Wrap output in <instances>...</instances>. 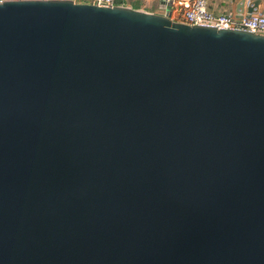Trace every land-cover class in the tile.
Returning a JSON list of instances; mask_svg holds the SVG:
<instances>
[{"label": "water", "instance_id": "1", "mask_svg": "<svg viewBox=\"0 0 264 264\" xmlns=\"http://www.w3.org/2000/svg\"><path fill=\"white\" fill-rule=\"evenodd\" d=\"M0 264H264V36L0 4Z\"/></svg>", "mask_w": 264, "mask_h": 264}, {"label": "built area", "instance_id": "2", "mask_svg": "<svg viewBox=\"0 0 264 264\" xmlns=\"http://www.w3.org/2000/svg\"><path fill=\"white\" fill-rule=\"evenodd\" d=\"M8 1L21 0H3ZM40 1H71L75 4H89L99 7L114 8L116 6L127 7L130 0H40ZM167 3L180 4L182 6V21L189 26H201L215 28L217 30H236L264 36V14L253 13L240 14L225 12L215 14L209 9V0H166ZM0 3V4H2Z\"/></svg>", "mask_w": 264, "mask_h": 264}, {"label": "crops", "instance_id": "3", "mask_svg": "<svg viewBox=\"0 0 264 264\" xmlns=\"http://www.w3.org/2000/svg\"><path fill=\"white\" fill-rule=\"evenodd\" d=\"M260 5V12L264 9V0ZM241 0H209V9L215 14L225 12L237 13L238 5ZM252 1L247 0L245 11L251 8ZM129 6L132 9L143 11L150 14L165 15L170 12L171 19L175 22L182 21V6L180 4L169 5L166 0H130Z\"/></svg>", "mask_w": 264, "mask_h": 264}, {"label": "clouds", "instance_id": "4", "mask_svg": "<svg viewBox=\"0 0 264 264\" xmlns=\"http://www.w3.org/2000/svg\"><path fill=\"white\" fill-rule=\"evenodd\" d=\"M3 2V0H0V3H2Z\"/></svg>", "mask_w": 264, "mask_h": 264}]
</instances>
